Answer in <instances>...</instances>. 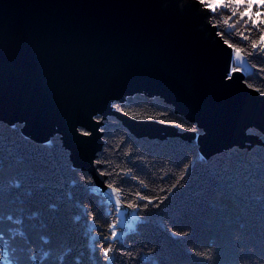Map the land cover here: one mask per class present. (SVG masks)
I'll use <instances>...</instances> for the list:
<instances>
[{
  "label": "water",
  "instance_id": "1",
  "mask_svg": "<svg viewBox=\"0 0 264 264\" xmlns=\"http://www.w3.org/2000/svg\"><path fill=\"white\" fill-rule=\"evenodd\" d=\"M210 15L196 0H0V121L39 144L58 137L97 187L105 177L92 161L110 118L137 138L195 139L204 158L260 146L264 97L243 73L222 83L230 50ZM137 95L164 101L200 135L111 108ZM96 119L78 140L73 126Z\"/></svg>",
  "mask_w": 264,
  "mask_h": 264
},
{
  "label": "trees",
  "instance_id": "2",
  "mask_svg": "<svg viewBox=\"0 0 264 264\" xmlns=\"http://www.w3.org/2000/svg\"><path fill=\"white\" fill-rule=\"evenodd\" d=\"M224 15L212 16V24H220L224 39L246 48L244 80L264 92V52L248 57L250 47L223 25ZM238 28L242 30L243 25ZM252 38H257L255 32ZM114 110L129 113L126 116L136 121L163 119L196 128L157 98L137 95ZM170 127L182 135H200ZM101 129L103 146L97 156L101 169L109 173L131 169L130 175L137 177L125 180V201L136 203L137 191L149 197L171 196L159 210L123 209V216L135 214L136 218L132 231L116 242L120 253L112 264H196L193 253L213 243L217 264H264V136L259 135L260 146L204 158L195 139L137 138L114 118ZM21 130L0 121V252L5 254L0 264L7 260L34 264L33 256L35 264H103L99 247L109 234L107 224L116 219L114 204L79 183L81 176L90 175L74 167L58 137L39 144ZM189 162L194 170L182 181L188 187L170 194L167 189L177 183ZM209 177L214 180L213 189L197 195ZM105 182L119 185V177L105 176ZM82 204L98 213V224L90 227ZM168 227L192 234L170 238ZM118 230L124 232L123 227ZM129 252L135 259L128 258Z\"/></svg>",
  "mask_w": 264,
  "mask_h": 264
},
{
  "label": "snow or ice",
  "instance_id": "3",
  "mask_svg": "<svg viewBox=\"0 0 264 264\" xmlns=\"http://www.w3.org/2000/svg\"><path fill=\"white\" fill-rule=\"evenodd\" d=\"M196 4L203 10L205 13L211 14L209 19L212 16H216L218 13H225L222 23L227 27L230 32H235L236 36L239 38V41L246 44L250 47L251 51H247V56H259L260 53L264 52V0H196ZM238 25H243V29H239ZM213 29H218L215 31V36L220 37L222 40V44L224 46L225 51H228V61L225 67V70L222 74V83L227 86L231 83L238 73L243 72V67L246 63V48L240 47L237 44L229 41L228 39H224V31L219 30L220 24L213 23L211 24ZM257 34V38L253 39L252 34ZM236 65H240L239 67ZM264 71V69H261ZM241 84L244 85L248 89H252L250 84H247V81L241 79ZM253 91L259 93L260 96L264 97V92H261L259 88L252 89ZM112 109H118L117 103L111 104ZM125 115H130L129 113H124ZM161 124L168 123L169 126H174L177 128H181L183 131L195 132L197 129L195 126L188 127L179 123L167 122L163 119L158 121ZM101 123L100 119H96V125L93 126V129H85L83 127L77 128L75 125L73 126V134L76 135L79 140L80 137L90 138L94 135L95 127L99 126ZM102 131V129H101ZM86 142V141H85ZM127 155V153H125ZM92 163L99 165L101 162L99 159L92 161ZM194 170V165L189 162L184 165L182 175L179 177L177 183L171 185L167 191L170 194H174V190L177 188L186 189L188 185L182 183L186 178L191 177L192 172ZM228 170V166L225 167V171ZM98 175L101 177H119V185L113 182H101L100 186L97 187V181L94 176H88L87 179H84L83 176L79 178V183L86 185L91 188L92 192H98L101 196L108 197L114 203L115 208V216L116 219L109 222L107 224L108 235L103 236L101 240L102 246L99 247V252L101 257L103 258V264H112L113 257L120 253V249L116 247V242L119 240L120 233L118 232V228L123 223L120 220V217L124 215L123 209H131L133 211H142L148 212L151 209L155 208L159 210L165 204V202L171 198V196L165 197H149L141 194L139 191L135 193L137 202L133 203L131 200L125 201L122 193V186L125 183V180L131 179L133 181L137 180L135 175H130L131 169L126 171H121L120 173H109L102 169H97ZM219 175H217L216 179H219ZM140 183H143L140 181ZM214 187V180L212 177L208 178V181L205 183L201 192L196 193L200 195L203 191L212 190ZM195 192V189H193ZM139 202H144L143 204ZM55 207V206H53ZM82 208H85V216L88 219V223L91 227L93 222L99 221V216L96 211H93L89 208H86L85 205H81ZM111 215V211L109 212ZM9 220L12 219L11 216L8 217ZM135 219V217H133ZM20 221H17L19 223ZM264 222V221H262ZM127 227L131 229L133 227L132 224H128ZM169 237H189L192 233L185 231H176L171 227L166 229ZM96 233L99 235V228L97 227ZM238 238V237H237ZM155 249H153V252ZM250 251V250H249ZM122 254V253H121ZM198 259L196 264H217L216 259V248L215 244L206 245L202 251H196L193 253ZM48 254L45 253V256ZM5 254L0 252V259H4ZM129 259H135L132 257L131 253H128ZM35 264V257H31ZM6 264H15L14 261L7 260ZM153 264H156V261H153Z\"/></svg>",
  "mask_w": 264,
  "mask_h": 264
},
{
  "label": "rangeland",
  "instance_id": "4",
  "mask_svg": "<svg viewBox=\"0 0 264 264\" xmlns=\"http://www.w3.org/2000/svg\"><path fill=\"white\" fill-rule=\"evenodd\" d=\"M133 217H135V214H127V216H123L121 217V221L123 222L120 227L124 228V232H122L121 230H118V232L120 233L119 235V239H122L123 235L125 232H131L133 227L131 229H129L127 227L128 224H132L133 225V221H135V219H133ZM136 218V217H135Z\"/></svg>",
  "mask_w": 264,
  "mask_h": 264
}]
</instances>
